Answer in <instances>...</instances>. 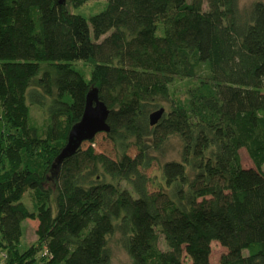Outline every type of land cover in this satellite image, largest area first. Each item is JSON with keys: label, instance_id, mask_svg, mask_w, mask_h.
<instances>
[{"label": "trees", "instance_id": "16d2710c", "mask_svg": "<svg viewBox=\"0 0 264 264\" xmlns=\"http://www.w3.org/2000/svg\"><path fill=\"white\" fill-rule=\"evenodd\" d=\"M89 1L0 0V264H111L117 232L133 264H212L214 240L228 249L220 264H264V2L246 13L240 0H107L89 18L71 9ZM76 61L93 64L90 78ZM177 78L196 83L181 96ZM95 89L121 155L91 143L58 163ZM32 105L46 109L43 129ZM174 139L179 158L162 163L152 191L145 170ZM27 219L38 240L22 250Z\"/></svg>", "mask_w": 264, "mask_h": 264}, {"label": "rangeland", "instance_id": "374dc122", "mask_svg": "<svg viewBox=\"0 0 264 264\" xmlns=\"http://www.w3.org/2000/svg\"><path fill=\"white\" fill-rule=\"evenodd\" d=\"M257 1L264 2V0H240L239 3H240L241 11L243 13H246L251 8V6ZM106 2L107 0H90L87 4L81 7L74 8L72 6L71 9L89 18L91 15L102 11L106 7ZM75 66L78 67L79 69L81 68L86 73L88 78L91 77L92 68H93V64L91 62L76 61ZM46 67L47 65L43 64L40 73L34 78V81L38 80L39 77H41V75L46 70ZM194 83H196L195 79L177 78V80L172 85V90L176 91L181 96H183L186 91V88L189 85L194 84ZM262 90L264 92V86ZM161 104H162L161 107H165L166 110L169 109L170 103L168 101L162 100ZM0 113H1V107H0ZM31 114H32L31 122L34 125H37L41 129H43L47 125L48 114L45 108L39 105H32ZM5 129L10 130L9 126L7 125L5 126ZM91 143L94 144V147L98 152H103L112 158H119L121 155V153L117 150L112 139L108 136L107 132L98 133L94 137L93 142L90 140L84 141L82 144V147L86 148ZM180 149H181V142L177 139H174L172 141V145L168 149L167 155L162 156L160 161L154 162L153 165L149 169L145 170L147 175H149L152 179L150 182V189L152 191L158 190L159 188L158 183L163 181L162 163H164L167 160L178 159ZM137 153H138V149L136 146H133L132 148H130L129 154H131L132 156H135ZM241 157H242V164L244 167H247V168L255 167V164L252 161L246 148L241 149ZM55 184H56L55 177H50V179L47 181V186L50 188H55ZM123 185L129 187L126 183H123ZM35 201H36L35 191L34 190L28 191L24 197V202L27 204V206L30 209H33ZM38 224H39V221L33 220V219H27L23 222V225H22L23 236H22V242H21L22 250H25L29 248L31 245L37 243ZM109 246L112 252L111 264H131L133 263L129 253L127 252L126 248L123 245L122 236L119 232L115 233L114 235L110 237ZM159 246L163 250L169 249L166 237L163 233H160ZM227 252H228L227 247L223 246L219 241L214 240L212 242L211 263L220 264L223 254ZM184 260L186 263H191V260L188 256H184Z\"/></svg>", "mask_w": 264, "mask_h": 264}, {"label": "water", "instance_id": "95a60500", "mask_svg": "<svg viewBox=\"0 0 264 264\" xmlns=\"http://www.w3.org/2000/svg\"><path fill=\"white\" fill-rule=\"evenodd\" d=\"M165 113V107L154 110L150 114L151 124L156 125L159 123ZM109 114L110 109L100 99L98 89L89 92L83 116L71 129L68 142L58 157V163L76 153L84 141L93 139L100 132H110Z\"/></svg>", "mask_w": 264, "mask_h": 264}, {"label": "built area", "instance_id": "2783aa9c", "mask_svg": "<svg viewBox=\"0 0 264 264\" xmlns=\"http://www.w3.org/2000/svg\"><path fill=\"white\" fill-rule=\"evenodd\" d=\"M45 253L47 254V253H48V251L46 250V252H45ZM4 256H5V257H7V255H6V254H4Z\"/></svg>", "mask_w": 264, "mask_h": 264}]
</instances>
